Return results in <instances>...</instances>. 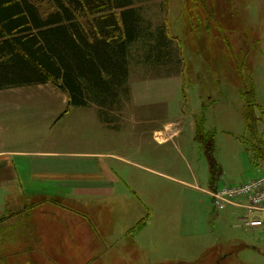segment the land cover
Wrapping results in <instances>:
<instances>
[{
    "label": "rangeland",
    "instance_id": "374dc122",
    "mask_svg": "<svg viewBox=\"0 0 264 264\" xmlns=\"http://www.w3.org/2000/svg\"><path fill=\"white\" fill-rule=\"evenodd\" d=\"M142 1L152 25L173 38L175 58L157 77L159 67L132 53L130 97L124 107L125 100L104 108L116 112V128L100 142L116 194L138 195L110 209L92 199L0 209V264H264V224L248 227L243 208H214L210 157L195 140L197 119H204L215 134L218 185L264 173V0ZM252 87L263 145L246 126L243 92ZM84 142H60L57 150H84ZM62 207L78 211V219ZM259 218L264 222V212Z\"/></svg>",
    "mask_w": 264,
    "mask_h": 264
},
{
    "label": "trees",
    "instance_id": "16d2710c",
    "mask_svg": "<svg viewBox=\"0 0 264 264\" xmlns=\"http://www.w3.org/2000/svg\"><path fill=\"white\" fill-rule=\"evenodd\" d=\"M48 1L52 8L43 11L35 0H0V90L51 83L68 94V107L95 103L103 109L129 99L134 56L159 67L157 77L175 58L173 38L152 25L142 0ZM243 94L247 130L263 145L254 121L255 88ZM198 119L195 140L209 154V190H215L221 175L213 156L215 134ZM259 150L264 158L263 146Z\"/></svg>",
    "mask_w": 264,
    "mask_h": 264
},
{
    "label": "crops",
    "instance_id": "0c3cea01",
    "mask_svg": "<svg viewBox=\"0 0 264 264\" xmlns=\"http://www.w3.org/2000/svg\"><path fill=\"white\" fill-rule=\"evenodd\" d=\"M38 86L0 90V209L19 202L35 205L88 199L108 203L110 209L118 202L134 200L137 193L131 197L116 194L114 170L109 164L103 170L101 166V137L116 128L112 121L116 112L108 109L106 115L95 103L68 107L66 92L51 83ZM31 90L44 93L36 95ZM81 139H85L84 150H57L60 142L73 147ZM62 155L81 160H59ZM62 208L78 219V211Z\"/></svg>",
    "mask_w": 264,
    "mask_h": 264
},
{
    "label": "built area",
    "instance_id": "2783aa9c",
    "mask_svg": "<svg viewBox=\"0 0 264 264\" xmlns=\"http://www.w3.org/2000/svg\"><path fill=\"white\" fill-rule=\"evenodd\" d=\"M208 193L218 212L231 205L236 206L246 210L244 219L248 227L254 229L264 224L259 218V213L264 212V173L245 182L219 185L215 190H208Z\"/></svg>",
    "mask_w": 264,
    "mask_h": 264
}]
</instances>
